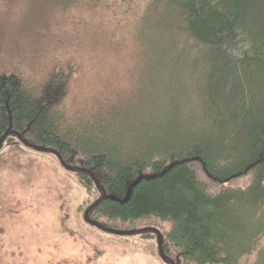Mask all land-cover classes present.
Listing matches in <instances>:
<instances>
[{
  "label": "trees",
  "instance_id": "trees-1",
  "mask_svg": "<svg viewBox=\"0 0 264 264\" xmlns=\"http://www.w3.org/2000/svg\"><path fill=\"white\" fill-rule=\"evenodd\" d=\"M15 137L79 161L101 230L152 233L170 264H264V0H0Z\"/></svg>",
  "mask_w": 264,
  "mask_h": 264
},
{
  "label": "rangeland",
  "instance_id": "rangeland-1",
  "mask_svg": "<svg viewBox=\"0 0 264 264\" xmlns=\"http://www.w3.org/2000/svg\"><path fill=\"white\" fill-rule=\"evenodd\" d=\"M78 168L79 161L67 167L17 137L0 145V264H170L152 233H110L87 221ZM192 168L215 192L247 184L239 179L219 188L199 163ZM254 260L255 254L241 264Z\"/></svg>",
  "mask_w": 264,
  "mask_h": 264
},
{
  "label": "bare ground",
  "instance_id": "bare-ground-1",
  "mask_svg": "<svg viewBox=\"0 0 264 264\" xmlns=\"http://www.w3.org/2000/svg\"><path fill=\"white\" fill-rule=\"evenodd\" d=\"M196 174V173H195ZM243 179V178H242Z\"/></svg>",
  "mask_w": 264,
  "mask_h": 264
}]
</instances>
